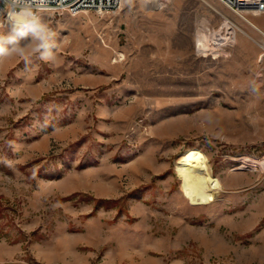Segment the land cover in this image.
<instances>
[{"label": "rangeland", "instance_id": "obj_1", "mask_svg": "<svg viewBox=\"0 0 264 264\" xmlns=\"http://www.w3.org/2000/svg\"><path fill=\"white\" fill-rule=\"evenodd\" d=\"M155 9L44 14L50 59L0 55V264H264V169L240 167L264 160V36L217 0ZM194 150L207 206L180 190Z\"/></svg>", "mask_w": 264, "mask_h": 264}, {"label": "bare ground", "instance_id": "obj_2", "mask_svg": "<svg viewBox=\"0 0 264 264\" xmlns=\"http://www.w3.org/2000/svg\"><path fill=\"white\" fill-rule=\"evenodd\" d=\"M148 4L160 9L166 0H143ZM248 24L252 29L262 32L250 20ZM264 34V32H262ZM262 55L260 56V58ZM259 58V60H260ZM249 161V165H247ZM259 166L264 169V160L258 162L256 160H243L240 167ZM176 172L180 179V190L182 195L190 205L207 206L214 201L215 194L222 190L221 183L215 178L211 172L210 164L207 158L198 150L189 152L181 157L176 166Z\"/></svg>", "mask_w": 264, "mask_h": 264}, {"label": "clouds", "instance_id": "obj_3", "mask_svg": "<svg viewBox=\"0 0 264 264\" xmlns=\"http://www.w3.org/2000/svg\"><path fill=\"white\" fill-rule=\"evenodd\" d=\"M0 14L7 21L8 35L0 37V55L9 54V51H19L16 47L21 40L31 36L38 41V47L34 50L40 53V58L47 60L52 57L55 33L39 23L38 17L34 14L33 0H0ZM5 45L11 46L10 49Z\"/></svg>", "mask_w": 264, "mask_h": 264}, {"label": "built area", "instance_id": "obj_4", "mask_svg": "<svg viewBox=\"0 0 264 264\" xmlns=\"http://www.w3.org/2000/svg\"><path fill=\"white\" fill-rule=\"evenodd\" d=\"M124 0H33L34 14L40 18L44 14L76 15L80 12L91 11L95 13H112L116 11ZM228 11L249 23L248 16L264 15V0H217ZM2 7V5H0ZM0 21L7 23L2 14ZM263 36L264 34L260 31ZM261 47L264 54V48Z\"/></svg>", "mask_w": 264, "mask_h": 264}, {"label": "crops", "instance_id": "obj_5", "mask_svg": "<svg viewBox=\"0 0 264 264\" xmlns=\"http://www.w3.org/2000/svg\"><path fill=\"white\" fill-rule=\"evenodd\" d=\"M254 24V23H253ZM256 27H258L259 28V26H257L256 24H254ZM260 29V28H259ZM254 30V29H253ZM261 30V29H260ZM262 31V30H261ZM263 32V31H262ZM242 37H239L238 38V40H237V42L239 41V39H241ZM242 41H243V43H245L244 44V46H247L248 47V49L251 51V52H253V54L256 56L257 55V53H258V50H257V48L252 44V43H250L249 41H247L246 39H241ZM238 44H239V42H238ZM260 56L261 55H258V60H259V58H260Z\"/></svg>", "mask_w": 264, "mask_h": 264}]
</instances>
